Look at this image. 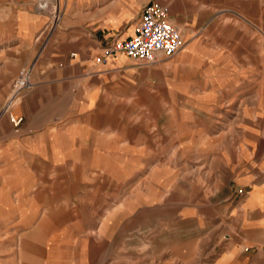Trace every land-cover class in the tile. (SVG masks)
<instances>
[{"label": "rangeland", "instance_id": "obj_1", "mask_svg": "<svg viewBox=\"0 0 264 264\" xmlns=\"http://www.w3.org/2000/svg\"><path fill=\"white\" fill-rule=\"evenodd\" d=\"M147 1L168 4L183 41L173 56L96 65L74 49L105 28L123 37ZM45 11L40 41L60 36L68 53L63 70L57 54L35 55L0 103L2 130L20 115L0 132V264L186 261L234 189L236 143L252 139L241 123L264 113L247 80L223 87L225 64L256 63L262 98L264 0H49Z\"/></svg>", "mask_w": 264, "mask_h": 264}, {"label": "crops", "instance_id": "obj_2", "mask_svg": "<svg viewBox=\"0 0 264 264\" xmlns=\"http://www.w3.org/2000/svg\"><path fill=\"white\" fill-rule=\"evenodd\" d=\"M163 5L168 8V4ZM48 18V13L39 8L36 0H0V103L7 100L5 97L8 87L16 80L18 70L33 69L35 55L57 54L56 58H61V61L53 64L54 67L65 69L68 49L63 38L56 37L50 45L40 41ZM169 19L172 24L176 23L170 13ZM132 29L133 25H130L123 37H117L116 33L106 28L101 29L100 33L93 34L89 45H75L74 49L85 56L90 53L86 51L92 49L93 58L102 46L114 39L129 36ZM120 57L121 55H115L108 61ZM224 67L226 75L223 87L228 88L232 81L239 82L238 86L243 87L247 80L256 91L255 102L264 103V83L261 99L258 94V64L245 62L239 66L225 64ZM248 93L249 91L242 92L239 100L242 101V97ZM18 115L19 113L10 115V118H19ZM23 118L27 120L24 112ZM244 119L240 133H250L252 139L236 143L233 176L228 180L234 189L230 187L224 205L220 206L217 212L208 214V222L202 224L201 249L186 255V261L180 256H170L169 264H264V126L260 123V120L264 119V113L255 110ZM12 127V123L4 130L0 126V132L8 131L11 134L12 130H15ZM1 166L3 167L2 164ZM238 188L244 192L238 194ZM8 238H11V235Z\"/></svg>", "mask_w": 264, "mask_h": 264}, {"label": "built area", "instance_id": "obj_3", "mask_svg": "<svg viewBox=\"0 0 264 264\" xmlns=\"http://www.w3.org/2000/svg\"><path fill=\"white\" fill-rule=\"evenodd\" d=\"M36 2L39 8H47L46 0ZM182 45L179 30L170 22L167 6L157 1H147L140 8L132 33L102 46L92 60L94 64L102 65L107 63L109 58L122 55L143 64H152L173 56ZM24 83L27 82H14L12 97L16 96L18 88ZM10 121L17 124L20 118H10Z\"/></svg>", "mask_w": 264, "mask_h": 264}, {"label": "bare ground", "instance_id": "obj_4", "mask_svg": "<svg viewBox=\"0 0 264 264\" xmlns=\"http://www.w3.org/2000/svg\"><path fill=\"white\" fill-rule=\"evenodd\" d=\"M49 2V0L47 1V3Z\"/></svg>", "mask_w": 264, "mask_h": 264}]
</instances>
